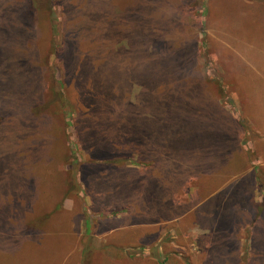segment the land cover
<instances>
[{"label":"rangeland","instance_id":"1","mask_svg":"<svg viewBox=\"0 0 264 264\" xmlns=\"http://www.w3.org/2000/svg\"><path fill=\"white\" fill-rule=\"evenodd\" d=\"M263 1L0 0V264H264Z\"/></svg>","mask_w":264,"mask_h":264},{"label":"crops","instance_id":"2","mask_svg":"<svg viewBox=\"0 0 264 264\" xmlns=\"http://www.w3.org/2000/svg\"><path fill=\"white\" fill-rule=\"evenodd\" d=\"M259 4L264 5V1L250 6H259ZM261 69L252 72V85L250 88L247 87L246 94L236 97L237 106L240 108L239 116L247 124V130H249L247 135L244 133L249 139L247 147L258 165L259 172L264 173V68Z\"/></svg>","mask_w":264,"mask_h":264},{"label":"trees","instance_id":"3","mask_svg":"<svg viewBox=\"0 0 264 264\" xmlns=\"http://www.w3.org/2000/svg\"><path fill=\"white\" fill-rule=\"evenodd\" d=\"M60 47V46H59ZM48 60H50V55L48 56ZM48 65L49 66H51V64H49V62H48ZM55 70H57V68H55ZM91 86L92 85H90V87L86 90L87 91V94H90V93H92V92H94V89L93 88H91ZM54 91L55 92H53L54 94H56V97H57V99L59 100L60 99V97H61V91L58 89V90H56L55 88H54ZM60 101V100H59ZM61 104L63 105V107H64V109H66L65 108V105L61 102ZM62 107V108H63ZM70 110H71V112L69 111V113H72V108L71 107H68ZM87 108V107H86ZM68 109V110H69ZM88 109V108H87ZM59 115L62 117V119H63V116L65 117L64 118V120H67L68 122L66 123L67 124V126H66V124H65V121L64 120H61V122H62V126H64L65 127V129H64V131L65 132H67V131H70V132H72V133H74V136L76 137V139L78 138V136H76V132H77V130H78V128L76 127V125H78V124H76L75 126H74V124H73V119L71 118L72 117V115H70L69 114V117L68 116H65V110H64V112L63 111H61V113H59ZM79 116H82V117H84L85 118V121H89V120H91V118H92V116H91V110H85V111H80V113L78 114ZM59 117V116H58ZM67 117V118H66ZM240 118V120L237 122V123H239L240 124V126H242V128L244 129L245 127H244V122H243V120H242V118L241 117H239ZM238 118V119H239ZM59 119H61L60 117H59ZM101 125H102V123H100L99 125H97V124H95L92 120H91V125L88 127V129H87V131H89V132H91V131H97V130H99L100 128H101ZM244 130H246V128L244 129ZM117 132H119V131H117ZM126 135V134H125ZM108 141H110V142H112V144H113V147H117L116 146V144H115V142H113V141H115V139L114 138H110V139H108ZM119 147H129V144H119ZM111 158H108L107 160H106V162H109V163H114V162H117V160H110ZM109 160V161H108ZM93 162H96V163H100L101 161H103L102 159L101 160H97V159H93L92 160ZM139 161V160H138ZM140 162V161H139ZM73 183H74V176H72L71 178H70V184L71 185H73ZM8 203H9V200H8ZM5 205H7V199H5V197L4 196H1L0 195V210L2 209V208H4V206ZM1 212V211H0ZM5 217H1L0 216V229H7L6 227L7 226H11V225H16L17 223L15 222V221H11L13 218H12V216H9V214L6 212V213H3V212H1ZM12 218V219H11ZM46 218V217H45ZM16 223V224H15ZM11 224V225H10Z\"/></svg>","mask_w":264,"mask_h":264}]
</instances>
